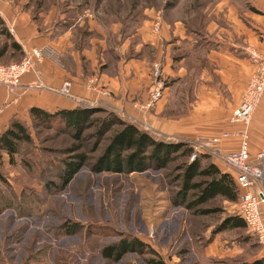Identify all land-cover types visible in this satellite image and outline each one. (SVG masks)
<instances>
[{
    "label": "crops",
    "instance_id": "0c3cea01",
    "mask_svg": "<svg viewBox=\"0 0 264 264\" xmlns=\"http://www.w3.org/2000/svg\"><path fill=\"white\" fill-rule=\"evenodd\" d=\"M26 6L23 0L3 1L0 17L13 41L22 47L24 58L34 49L50 56L36 63L22 78L16 95L0 85L2 131L15 118L27 120L32 108L54 113L94 104L126 113L131 122L153 129L166 142L211 139L228 133L220 151L239 150L240 139L234 134L244 128L232 124L231 118L240 107L255 70L248 50L264 51V0H219L213 19L205 24L203 20L187 24L183 19H168L162 12L151 10L133 36L125 33L122 24L101 22L87 13L74 19L71 13L65 17L55 8L48 15L35 11L33 16ZM159 15L160 31L155 33ZM65 20H74L66 30L62 25ZM87 32L95 38L88 37ZM155 63L161 64L162 76L171 84L156 108L143 113L136 105L148 98ZM67 81L71 83L70 97L61 94ZM248 133L251 160L256 165L257 155L264 152V99L253 115ZM215 163L234 178L235 173L217 158ZM226 204L235 207L225 209L221 223L207 236L196 238L185 261L159 246L169 239H160V244L153 245L160 259L165 264H254L264 260V248H254L256 239L247 227L218 231L222 222L238 209V202ZM262 213L264 220V206ZM173 218L167 219L171 222ZM168 220L160 225L161 236H170L164 230L170 225ZM132 256L135 263L145 264L142 258Z\"/></svg>",
    "mask_w": 264,
    "mask_h": 264
},
{
    "label": "rangeland",
    "instance_id": "374dc122",
    "mask_svg": "<svg viewBox=\"0 0 264 264\" xmlns=\"http://www.w3.org/2000/svg\"><path fill=\"white\" fill-rule=\"evenodd\" d=\"M3 1L6 0H1ZM20 1L22 0H16ZM23 1L27 3L26 8L30 9L33 16L35 11L48 15L56 8L57 12L64 13L65 17L72 12L79 13H75L74 17L94 15L101 22H118L125 29L131 25V32H136L147 20L146 13L151 10L162 12L163 17L168 19H183L187 24H199L202 20L205 24L213 19V9L219 0ZM89 33L87 32L88 37L95 38ZM90 40L87 43H90ZM5 41L9 45V41L0 36V44ZM138 43L136 40L135 45ZM12 53L9 52L0 64L8 65L20 60L19 56ZM115 113L164 140L153 129H145L137 121L131 122L126 113ZM101 117H105V114L94 115V118ZM61 125L60 121H57L48 128L31 127L35 145L26 152L32 154L31 148H34V159L40 164L41 173H30L27 167L18 161L20 158H17L14 164H11L6 156L0 158V177L5 178L8 185H11V189L6 186L10 206L0 214V264H137L131 254L120 263L107 261L102 258L101 250L103 247L117 244L121 238L135 235L154 245L156 242L160 244V239H169L167 242L162 241V246H159L168 248L172 255L176 253L181 242H186V245L194 244L196 237L207 236L209 230L219 226L225 216V209L235 207H230L226 204L227 201L218 199L211 206L221 208V213L197 216L179 206L177 198L182 186V172L178 169L183 160L175 162L166 170L151 168L146 172L134 174L94 173L90 166H86L62 190L57 187L60 185L57 167L58 161L65 156L59 155V152L63 153L77 142L71 135L65 134V128ZM94 133L95 128L91 127L84 140L92 159L102 154L100 150L92 152L96 143ZM189 141L191 140L179 142ZM169 142L178 143L174 140ZM213 160L216 161V158L213 157ZM90 163L92 165L94 160ZM203 163L208 162L206 160ZM12 191L18 198L22 197L23 202L19 201L21 199H14ZM0 196H4L0 200L4 204L6 197L1 192ZM30 202L33 205L28 209L26 203ZM23 207L26 208L24 211ZM171 217L174 218L170 222L167 218ZM166 220L170 225L169 228L165 226L164 230L168 231L169 237L165 233L162 236L159 234L160 225ZM66 222L75 225L74 232L61 230ZM179 224H183V229L177 232V229H180ZM152 229L155 231L153 236ZM187 234H191L192 238L183 239ZM254 248L257 247L254 245ZM27 257L31 259L26 262Z\"/></svg>",
    "mask_w": 264,
    "mask_h": 264
},
{
    "label": "trees",
    "instance_id": "16d2710c",
    "mask_svg": "<svg viewBox=\"0 0 264 264\" xmlns=\"http://www.w3.org/2000/svg\"><path fill=\"white\" fill-rule=\"evenodd\" d=\"M252 10L257 13L255 9L252 8ZM75 13L79 14L72 12L70 17L76 18L74 17ZM73 22L72 20L70 22L65 20L62 25L66 30ZM133 32H131V25L126 27L125 33L133 36L136 33L135 31ZM199 34L201 33H195V35ZM0 36H4L8 41L11 40V44L9 45L7 41L0 44V62L9 52H13L12 54L19 56L20 60H15L11 64L19 63L24 58L22 47L13 41V37L1 17ZM164 81L165 88L167 89L171 83L169 80L164 79ZM97 113H103L105 117L94 118V115ZM57 121H60L61 126L65 128L61 127V129L65 130V134L71 135L75 142H77L65 149L63 153L59 152V155L65 156L58 161L57 167L59 172L58 179L60 181V185H57V187L62 190L86 166H90L94 173L134 174L146 172L151 168L166 170L175 162L183 160L184 162L178 169L182 172V186L177 198L179 206L192 212L193 215L212 216L222 212L221 208L211 206L218 199L230 203L238 202L239 193L234 178L230 174L220 170L215 163L216 161L213 160V156L203 154L199 155L196 160L191 161L193 149L188 143H170L158 139L135 124L124 120L117 113L108 111L102 107L90 108V105H81L74 109L58 110L54 113L32 108L27 120L21 118L13 119L0 134V158L1 156H6L11 164L16 163L17 158H20L18 161L25 165L30 173H41V166L34 159V148H31L32 154L26 152V150L35 145L31 127L40 128L47 126L48 128V126H53ZM91 127L95 128L93 137L96 139L92 152L102 151V154L94 159L89 156L86 150L87 146L84 143L87 137L86 134ZM92 160H94V163L91 165L90 161ZM206 160L208 163H203ZM6 186L11 189V185H8L7 180L1 176L0 192L5 195L6 201L4 204L0 202V214L5 211L7 206H10L7 201ZM53 186L56 185L53 184ZM11 193L14 199H21L19 201L23 202L22 197L18 198L13 191ZM3 197L0 196V200ZM26 204L28 205V209H30V205H33L31 202L30 204ZM25 209V207L22 208L23 211ZM182 225L180 224L179 230H182ZM236 228L246 229V224L234 214L222 222L218 231ZM62 229L74 232L75 225L66 222L62 225ZM185 237L192 238V235L187 234L183 239ZM35 243L36 241L33 245ZM191 244L188 243L186 245V242L184 243L183 241L180 248L176 251L181 261H185L189 256ZM255 246L259 248L257 241ZM29 252L32 253L33 250ZM130 254L131 256L135 255L142 258L145 264H165L148 242L135 235L121 238V241L117 244L103 247L101 250L102 258L114 263H120L122 259ZM30 259L27 257L26 262ZM254 264H264V260Z\"/></svg>",
    "mask_w": 264,
    "mask_h": 264
},
{
    "label": "built area",
    "instance_id": "2783aa9c",
    "mask_svg": "<svg viewBox=\"0 0 264 264\" xmlns=\"http://www.w3.org/2000/svg\"><path fill=\"white\" fill-rule=\"evenodd\" d=\"M160 26L161 15L157 17L154 24L155 33L160 31ZM49 56L46 51L34 49L30 55H27L17 64H0V85L8 88L10 94L16 95L15 90L19 87L22 78L35 68L36 63H42ZM248 58L255 70L247 84L242 103L231 118L232 124L241 125L244 128L242 132L234 134L240 139L239 150L230 153L220 151L219 147L222 142L230 136L228 133L211 139H199L183 143H188L193 149L191 161L196 160L201 154H209L215 156L235 173L234 182L239 193L236 215L246 224L249 234L256 239L258 245L264 248L262 213V207L264 206V152L257 155V164H253L248 133L253 115L264 99V51L259 52L255 49H249ZM151 77L153 83L146 102L136 105V108L143 113L153 111L165 95V81L160 63L153 65ZM89 84H92V81ZM61 94L70 97V82H65ZM97 107L94 104L90 105V108ZM1 133L2 130L0 129ZM153 235H155V231L152 229L151 236ZM149 244L152 247L154 245Z\"/></svg>",
    "mask_w": 264,
    "mask_h": 264
}]
</instances>
